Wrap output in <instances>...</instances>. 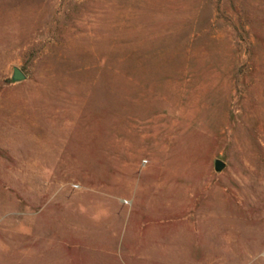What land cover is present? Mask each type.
I'll return each mask as SVG.
<instances>
[{
	"label": "rangeland",
	"instance_id": "1",
	"mask_svg": "<svg viewBox=\"0 0 264 264\" xmlns=\"http://www.w3.org/2000/svg\"><path fill=\"white\" fill-rule=\"evenodd\" d=\"M0 264H264V0H0Z\"/></svg>",
	"mask_w": 264,
	"mask_h": 264
},
{
	"label": "water",
	"instance_id": "2",
	"mask_svg": "<svg viewBox=\"0 0 264 264\" xmlns=\"http://www.w3.org/2000/svg\"><path fill=\"white\" fill-rule=\"evenodd\" d=\"M12 79L14 81H22L25 79V75L22 73V71L19 68H14ZM214 168L216 171H221L224 168V163L220 160H216L214 163Z\"/></svg>",
	"mask_w": 264,
	"mask_h": 264
}]
</instances>
